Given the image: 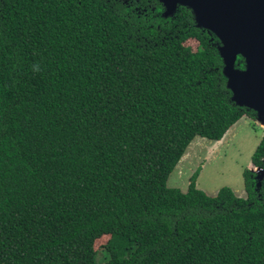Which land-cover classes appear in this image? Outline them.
Wrapping results in <instances>:
<instances>
[{
	"label": "trees",
	"instance_id": "16d2710c",
	"mask_svg": "<svg viewBox=\"0 0 264 264\" xmlns=\"http://www.w3.org/2000/svg\"><path fill=\"white\" fill-rule=\"evenodd\" d=\"M164 13L0 0V264H264L258 173L246 197L208 195L198 171L186 192L167 184L195 137L255 111L232 100L218 36L186 6Z\"/></svg>",
	"mask_w": 264,
	"mask_h": 264
},
{
	"label": "water",
	"instance_id": "95a60500",
	"mask_svg": "<svg viewBox=\"0 0 264 264\" xmlns=\"http://www.w3.org/2000/svg\"><path fill=\"white\" fill-rule=\"evenodd\" d=\"M165 15L190 8L199 27L215 33L232 100L252 109L264 123V0H159ZM238 56L245 67H236ZM264 178V166L255 171Z\"/></svg>",
	"mask_w": 264,
	"mask_h": 264
},
{
	"label": "rangeland",
	"instance_id": "374dc122",
	"mask_svg": "<svg viewBox=\"0 0 264 264\" xmlns=\"http://www.w3.org/2000/svg\"><path fill=\"white\" fill-rule=\"evenodd\" d=\"M186 44L196 49L198 41L190 39ZM263 133L264 123L253 113L243 116L219 141L195 137L171 173L168 186L186 192L191 176L198 171L197 186L208 195L215 196L222 187L229 186L238 196L246 197L244 171L260 168L254 166L252 156Z\"/></svg>",
	"mask_w": 264,
	"mask_h": 264
}]
</instances>
